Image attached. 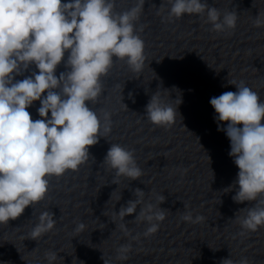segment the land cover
Returning <instances> with one entry per match:
<instances>
[{
  "label": "clouds",
  "instance_id": "1",
  "mask_svg": "<svg viewBox=\"0 0 264 264\" xmlns=\"http://www.w3.org/2000/svg\"><path fill=\"white\" fill-rule=\"evenodd\" d=\"M144 4L145 0H136L133 7L116 12V0H0V224H8L28 206L34 208L43 201L49 178L78 170L89 160L90 147L111 132V113L100 115L87 102H95L104 92L101 78L108 74L114 57L125 60L134 72L143 69L144 41L136 34L135 22ZM168 4V21L206 13L213 31L236 27L235 10L222 14L203 0H168ZM254 23L264 26V13H258ZM66 52L65 68L70 70L57 77V66ZM33 64L38 72L15 80ZM230 84L237 91L212 97L210 104L218 131L229 138V156L239 169L234 182L238 189L232 198L236 203L256 202L237 219L243 230L256 231L264 226V101L244 81ZM34 101L40 102L37 111L41 119L33 120L27 110ZM145 115L154 125L170 126L177 109L155 92ZM221 122H226V127H219ZM103 164L114 170L113 184L118 185L121 176L138 180L143 174L134 151L119 144H111ZM133 195L136 199L121 206L116 215L123 218L136 213V222H148L143 235L150 236L165 219L167 209L160 207L165 196L157 195L154 204L144 202L140 188L134 189ZM138 205L143 206L137 213ZM180 218L193 224L204 219L200 215L194 218L190 211ZM55 223L52 212H40L30 238L37 240ZM120 227L127 233L124 225ZM83 228L81 223L76 231ZM130 247L122 245L118 258H126ZM45 259L53 264L57 254L48 251ZM222 264L234 262L229 258ZM235 264H248V260L242 258Z\"/></svg>",
  "mask_w": 264,
  "mask_h": 264
}]
</instances>
